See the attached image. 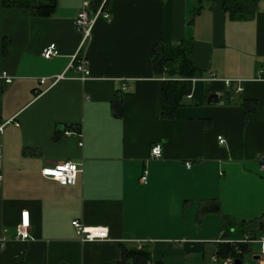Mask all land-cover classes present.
<instances>
[{
    "label": "crops",
    "instance_id": "crops-1",
    "mask_svg": "<svg viewBox=\"0 0 264 264\" xmlns=\"http://www.w3.org/2000/svg\"><path fill=\"white\" fill-rule=\"evenodd\" d=\"M83 1L41 17L0 0V264H117L122 245L161 264H211L217 239L264 236L242 224L264 214V0L244 17L221 0H106L110 17L81 43ZM88 1L93 11L102 0ZM181 40L201 73L164 118L162 83L176 76L154 70L152 48L161 41L171 58ZM50 42L58 53L44 57ZM76 52L85 79L70 67ZM61 162L80 165L75 184L41 174ZM207 202L219 210L200 212ZM25 210L31 238L16 239ZM75 219L108 238L82 241Z\"/></svg>",
    "mask_w": 264,
    "mask_h": 264
},
{
    "label": "trees",
    "instance_id": "trees-1",
    "mask_svg": "<svg viewBox=\"0 0 264 264\" xmlns=\"http://www.w3.org/2000/svg\"><path fill=\"white\" fill-rule=\"evenodd\" d=\"M212 3L214 0H205ZM224 10L228 11L230 15L235 17H244L252 12L257 5L258 0H221ZM57 0H3L4 6L7 7H24L35 16H49L55 10ZM197 6L196 10L199 9ZM191 44L187 40H181L173 46V55L171 58H166L163 53L162 42L158 41L152 48V64L154 70L159 72L165 68L169 75L176 76L175 78H166L162 83V106L160 116L164 118H171L182 104V98L190 93L192 87L191 78L200 75L201 71L196 67L190 57ZM244 100L243 103H247ZM116 111L121 110V100L117 99L114 102ZM248 108V107H246ZM218 204L207 202L202 204L199 211L204 213L206 211L216 212L219 209ZM246 226V231L249 230L254 235L256 232L264 234V214L258 218L249 221H242ZM241 224V225H242ZM241 257L246 251L247 246L240 245ZM217 251L219 256L223 257L230 252L232 248L228 243L217 244ZM237 256V255H236ZM117 264H161L159 261H153L150 250L143 245L137 247L136 245H122V258Z\"/></svg>",
    "mask_w": 264,
    "mask_h": 264
},
{
    "label": "built area",
    "instance_id": "built-area-1",
    "mask_svg": "<svg viewBox=\"0 0 264 264\" xmlns=\"http://www.w3.org/2000/svg\"><path fill=\"white\" fill-rule=\"evenodd\" d=\"M105 1L102 0L97 8L93 11L90 10V2L88 0H84L82 2L81 9L78 11L77 15L75 16L73 22L76 29L81 32V43H83L91 34L92 25L98 16H102L104 18L110 17V11L105 8ZM58 53L56 48L55 42H50L45 45L42 50L41 54L44 57H50ZM70 67L76 69L79 72V78L85 79L90 75L89 66L87 65V60L84 55H80L78 52L74 53L72 56V60L70 61ZM63 74L55 75L54 79H58L62 77ZM2 77L5 82H10L12 80L11 75L4 72ZM257 78L264 80V72L262 70L258 71ZM41 81L44 80V77L40 79ZM187 95H190L189 93ZM7 121H0V135H2L4 130V125ZM65 134H70L69 131H66ZM218 143L223 144L225 139L222 136L217 137ZM81 146V142L78 143ZM150 153L153 157H159L161 155V149L159 145L151 146ZM2 154V147L0 144V157ZM190 166V164H186ZM82 171L79 164L74 162H61L54 164L53 166H44L41 168V174L46 178H51L53 180L58 181L62 185H73L76 182L77 174ZM147 178V173L144 171L140 180L145 182ZM1 180V175H0ZM71 225L76 230V232L81 236L82 241H93L96 239H105L108 238V231L107 228L104 227H84L78 220H72ZM30 227V220L28 211H22L20 214V222L16 226V239H30L29 233ZM217 244L219 243H228L231 248L232 252L229 254L221 257L217 250L213 252L210 257L211 264H236L235 260L239 259L240 264H264V236L259 237H251L245 235L240 239H217ZM250 245V244H257L259 246L258 249L253 250L249 248L245 254L249 255L252 259L250 262L245 261L243 256H239L241 254L240 245ZM6 245V238L1 236L0 237V252L4 249ZM237 255V256H236Z\"/></svg>",
    "mask_w": 264,
    "mask_h": 264
},
{
    "label": "rangeland",
    "instance_id": "rangeland-1",
    "mask_svg": "<svg viewBox=\"0 0 264 264\" xmlns=\"http://www.w3.org/2000/svg\"><path fill=\"white\" fill-rule=\"evenodd\" d=\"M254 247H255V249H258V248H259V246H258L257 244H255ZM244 259H245V261L250 262V258H249L248 255H246V256L244 257ZM188 263H190V262H188ZM192 263H193V262H192Z\"/></svg>",
    "mask_w": 264,
    "mask_h": 264
},
{
    "label": "water",
    "instance_id": "water-1",
    "mask_svg": "<svg viewBox=\"0 0 264 264\" xmlns=\"http://www.w3.org/2000/svg\"><path fill=\"white\" fill-rule=\"evenodd\" d=\"M212 96L216 97L217 95H216V93H211L210 97H212ZM235 262H236V264H240V260L239 259H236Z\"/></svg>",
    "mask_w": 264,
    "mask_h": 264
}]
</instances>
